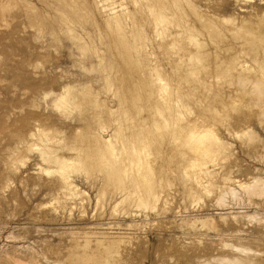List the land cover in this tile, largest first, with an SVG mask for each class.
Instances as JSON below:
<instances>
[{
	"label": "bare ground",
	"instance_id": "obj_1",
	"mask_svg": "<svg viewBox=\"0 0 264 264\" xmlns=\"http://www.w3.org/2000/svg\"><path fill=\"white\" fill-rule=\"evenodd\" d=\"M104 1L92 0V3L81 1L84 2L83 15L84 18L89 19L87 14H100V16L103 14L102 21L105 29H107L106 33L111 31L110 36L113 33L117 36V46L120 45L123 50L122 52L120 49V53L118 51L117 59L121 60L123 66L129 70L126 74L128 79L126 85L124 84L125 87L121 85L123 89H118V91L120 90L118 93L122 95L119 102L126 108H122L120 104L117 110L106 108V105L100 103L102 101L89 99L87 92H85L86 88H77L71 84L62 87L60 93L55 96L51 91H43L42 100L47 108L65 121L78 120L83 124L86 123L90 132L86 134V137L81 138L77 136L81 129L76 128L74 136L67 137L62 131L53 130L54 128L51 130L42 126L36 127L34 131L32 130L33 132L29 131L30 141H26L27 143L25 141L24 143L19 142V145L22 144L20 146L22 149L17 150V145V148L14 147L16 150L10 149L11 152L5 155L7 156L6 160H2L5 166L4 176L8 173L10 175L19 174L29 161L27 157L30 155L26 156L27 153L35 154L39 159L38 161L45 164V166H41V163H37L40 172L46 176H56L59 180V191L65 198L68 197V200H74L73 198L78 196L80 198L85 193L80 192L74 184V178L84 177L86 180L94 181L99 177L101 184L94 196L97 205H101L107 200L108 206L111 207L110 215L121 211V215L123 214L129 221L124 225L114 224L111 226L110 224L102 230L97 227L101 231L96 229L92 231L94 228L88 227L85 231L81 229L83 231L81 233L72 230L73 232H70L71 238L67 239L70 242L64 251L65 254L62 256L59 252L58 255L60 254V256L55 255L54 262L47 261L48 263H46L127 264V260L139 254L140 250L136 249V246L132 244L131 235H128L132 231L125 233V230L145 231L143 229L145 226L158 225L157 221H151L153 217L155 219V216L159 215L157 214L158 204L162 203L161 210H167L172 204V197L170 196L172 191L170 190L172 187L177 188V186L180 187L178 196H181L183 201H188L189 206L191 203L201 204L202 199L210 198L208 197L210 193L216 190L217 195L213 193L216 197L211 195L215 199V206L224 211L216 214L223 226H226L230 221L236 225L245 220L248 221L246 222L248 224L255 222L264 228V216L258 215V212L252 211L251 208L257 199L262 202L261 206L264 205V179L254 175L252 177L247 176L246 181H241L230 176L231 171H228L229 167H226V164L232 161L235 165L237 158L232 149L233 145L229 143L230 140L227 141L225 138L227 135L235 139V142H239V146L247 147V149L252 144L259 142L261 144L264 140L252 128L254 124L264 131L263 10L258 12L250 4L251 11L247 17L240 16V18L234 14L239 18L236 20L232 15L220 17L203 13L196 1L207 0H129L133 6L131 8L135 12L126 11V5L125 8H121V5L117 7L111 3L107 7L108 4H104ZM125 1L127 2V0ZM55 2L60 6L54 9L57 12L55 15H59V21L62 26L64 25V29L72 33L78 27L84 31L85 22L80 21L81 12L76 20L70 16L72 14H68L75 13L73 1L55 0ZM118 2L115 1L114 3ZM19 3L29 4L27 0H0V17H5V13L9 15L7 11L13 9L14 6L17 7L16 5ZM127 3L129 5V2ZM31 8L34 9V7ZM202 8L204 7L202 6ZM25 12L27 13V11ZM137 13L141 16L140 20L137 18ZM27 18L29 19V16ZM129 20L130 33L127 30L129 25L126 24V21ZM144 23L150 28L147 29L146 25V29L155 34H153L154 37L156 35V37L161 36L158 38L162 39L161 42L158 40L160 44L155 45L162 49L160 57H163L168 63V71L162 69V66L155 63V60L153 65L143 63V60L147 58V54L144 52L146 41ZM29 26L32 27V25ZM141 35L143 39L140 37ZM130 36L133 37L134 40L132 41L134 42L130 41ZM135 37H140L139 42L137 41L138 38L135 41ZM87 45L90 46L84 43L82 46L80 45V48L88 49ZM208 45L212 48L215 47L213 53L207 50ZM140 51H143V55H145V58L142 57L143 60L140 58L143 62L139 59ZM133 52L139 53L132 55ZM93 55L97 54L94 53ZM148 58L150 57L148 56ZM97 62L100 79L105 82V86L110 92L114 87L112 84L114 76H110L111 73L109 74L107 69L110 66L107 67L104 59L99 56ZM126 76H124L125 79ZM123 79L121 80L123 81ZM128 94L132 97L130 105L132 111L128 107L130 103L126 98ZM92 97L95 98L94 95ZM97 109L101 110L95 111ZM116 113L121 115L119 120L113 119ZM111 127L114 128L109 134L108 129ZM134 132L136 133L134 134ZM79 135L83 137V135ZM25 138L23 137V139ZM19 141L22 142V140ZM256 152L254 151L253 156L247 155L254 160L264 158L261 154V157L258 156ZM4 180L6 183L9 179L5 178ZM199 201L201 202L198 203ZM192 205L191 208L194 206ZM229 209L235 211L225 212ZM110 215L108 214V216ZM141 216L146 220L148 218L150 222L141 223V221H137L136 218ZM217 219L209 216H193L187 219L181 218L177 223V228H180L182 233L188 234L187 232L194 231L201 235L200 238H195L192 242L190 240L188 243L185 241L180 246L182 256L191 260L192 263L189 264H264V253L254 251L250 247L253 243L258 244V242L263 241L261 239L262 230L260 233L259 230H256L260 235L257 233L256 235H243L238 230L239 228L234 231L236 229L231 226L233 234L228 235V239L225 238V240L222 238L224 234L222 235L221 229L215 221ZM236 226L238 227V225ZM209 232L213 234L214 239L209 235ZM170 233L172 232L170 231ZM8 235L11 236L12 233H8ZM186 237L188 239V236ZM25 244L24 242L14 244V250L28 256V261L8 257L9 259H6L9 262H4L8 264L10 262L13 264H43L39 260V258H43H41L43 252L37 253L28 244ZM149 244L150 242L146 240L144 243L146 245L144 246L146 247L145 250ZM173 249L174 246H170L166 250L173 251ZM48 250L50 251L51 248ZM177 259L176 261L179 260ZM4 262L1 264H7ZM43 262L45 263V261Z\"/></svg>",
	"mask_w": 264,
	"mask_h": 264
},
{
	"label": "rangeland",
	"instance_id": "obj_2",
	"mask_svg": "<svg viewBox=\"0 0 264 264\" xmlns=\"http://www.w3.org/2000/svg\"><path fill=\"white\" fill-rule=\"evenodd\" d=\"M67 1L68 2L73 1L72 5L74 7L73 10H75V13H68V12L67 13L69 15L72 14L70 16L74 20L77 19L76 17H79V13L81 12L80 21L83 23L85 22L84 31H81L77 27V30L76 29L74 30L76 32L73 34L74 31L71 33V32H67L66 29H64L65 28L63 27L64 25L62 26V24L59 21V15H55L57 14V12L54 9L60 7L59 4L55 2V0H27V3L29 4L19 3L16 5L17 7L14 6L13 9H10L7 11L9 15L5 13V17L7 15L8 17L6 18L0 17V19L4 20V22L3 20H0V35H1L0 36V62H1V66H0V143H1L0 144V153H1L0 154V247H2L0 250V264L3 263L4 261H7V259L11 257H13L16 260L18 259L20 261H23V260L28 261L29 260L28 256H25L24 254H21L20 252H17L14 250V246L16 244H20L23 242L24 244L26 242L25 245L28 244L32 248V250L36 251L37 253L43 252V254L41 253L40 254H41V258L43 257L42 259L43 261H45V263L42 261V259L39 258L41 263L47 264L48 263L47 261L54 262L56 259L55 255L60 256L61 254L63 256L65 254L64 251L70 242V240H67V239L71 238L70 232L72 230L73 231L76 230L74 232L79 231L78 233H81L83 232L82 230L85 231L88 228H91V229L94 228L92 231H95V229L98 231H101L102 228H107L110 224L111 226L114 224L124 225V223L129 221V219H127L123 214L121 215L122 213L121 211L110 215L111 207L108 206L107 200L103 202L104 204L102 203L101 205L100 204L97 205L94 196L97 192L99 185L101 184V178L99 177L96 178L98 180L95 179L94 181L86 180L84 177H81V178L78 177V179L74 178V181H75V182L73 181L74 184L78 187L80 192L82 191L85 193L80 198H78L79 196L76 197L79 200L76 198H73L74 200L72 199L68 200L67 199L68 197L65 198L59 191V180L56 178V176L51 175L50 177V175L46 176L44 173L40 172V169L37 167V163L39 164L41 162L38 161L39 159H37L38 157L35 154L27 153L26 156L30 155L29 157H27L29 161L27 162V166L20 170L19 174L10 175L8 173L7 175L5 174L4 176L5 166H4L3 160L5 161L6 160L5 158L7 157L5 155L6 154L8 155L11 152L10 149L16 150L17 145H18L17 150L22 149L20 148L22 144L19 145V142L20 143H24V141L28 142V140L30 139L29 131L33 132L36 129V127L42 126L48 129L50 128L51 130L54 128L53 130L62 131L63 134H65V136L67 137L69 136L72 137V135L74 136V132L76 128L81 129V132L79 134L83 135V137L80 136L79 134L77 135L81 138L86 137L87 136L86 134L90 132V130L88 129L89 126L86 123L83 124V122L81 123V121L79 122L78 120L65 121L61 119L58 114H56L55 112L47 108L45 102L42 100V94L44 92L51 91L54 94L53 96H55L60 93V90L62 87L71 84V85L76 86L77 88H82V87L86 88L85 92H87L88 98L91 100H94V99L98 100V102L102 101L100 103L106 105V108L117 110L118 105L120 104L119 100H121L122 95L119 94L120 93L119 91L121 90V88L123 89L122 86H124V84L127 82L128 76H126V74L129 72V70L127 67L123 66V63L121 60L117 59L118 54L121 51L123 52V50L120 45L117 46V43H116L117 36H115L116 34L113 33L110 36L109 33L111 31L106 33L107 29H105V25L103 24V21H102L103 20L102 16H104L103 14L101 16L100 14H95V15L87 14L89 15L88 16L89 19L84 18L85 16L83 15V7H84L83 3L84 2L92 3V0H72V1L67 0ZM81 1H84V2L82 3ZM110 1L111 0L109 1L105 0L104 4L106 5L108 4L107 7L111 3L117 7L121 5L120 6L121 8H125V5H126V11L128 10L130 12L131 11L135 12V10L131 8L133 6L130 4L129 0H127V2H129V5L131 6L127 5L128 3L125 0L123 1L114 0V2L119 1L118 3H114L113 0L111 2ZM123 2L125 4H122ZM196 3L199 9L203 13L209 16L215 15V16L222 17V16L232 15L236 18V20H238L239 19L238 17L240 16L247 17V14H249L251 11L250 4H252L251 7L255 8L256 11L261 12L263 10L264 12V1L262 0H248V1L247 0L245 1L243 0H237V1L236 0H223V1L216 0V2L215 0H207V1H196ZM29 6L34 7V9H32ZM202 6L204 8H202ZM76 8H77L78 13L76 11ZM15 9L18 10L17 11L18 13L15 12L16 11ZM9 11H12V12H9ZM24 11H27V13L26 12L24 13ZM215 12L217 15L215 14ZM234 14L236 16L238 15V17H236ZM26 15L29 16V19L27 18ZM140 17L141 16L137 13V18H139V20H140ZM46 20L48 21L46 22ZM126 22H127L126 24L129 25L127 26L129 28L126 27L129 32L128 31L126 32L130 33L131 31L130 20ZM28 24L32 25V27H30ZM144 25H145L143 26L144 33H145L144 35L147 38V39L145 38L146 41L144 40L145 41L144 52L145 54H147L146 55L147 58H145V55H143L144 54L143 51H140L141 56L139 57V59L142 58L143 56H144L143 58H145L144 60L142 58L144 62L141 59L140 61H142L145 64L147 63L149 65L159 63V65L162 66V69H164L165 71H168L169 70L168 63L164 60L163 57H160L162 53L161 52L162 49L156 46L158 45V43L160 44L162 39H158V38H161V36L159 35L160 37H156L157 36L156 35L154 37L155 34L151 33L152 32L151 30H147L149 28L148 25L146 23H144ZM146 25H147V29H146ZM150 35L151 37H149ZM132 36H130L129 39L131 42H134L132 41L134 40L133 39L134 36L133 37ZM140 37H142V35ZM137 38L138 37H135V41ZM139 38L137 39V41L139 40ZM84 43H87L90 45V46L87 45L89 47L88 49L84 48L87 51L89 50L90 52H87L83 48H80ZM59 45L62 47H60ZM207 50L213 53L215 51V47L212 48V46L208 45ZM10 53L11 55H9ZM94 53L97 54L101 59H104L107 67L110 66L107 68L108 73L109 74L111 73L110 76L112 77L114 76L112 80L113 81L112 84L114 85V87H113V90H111L112 88L110 89L111 90L110 92L107 90L105 86V82L100 79L99 72L97 71L98 70L97 68L98 56L93 55ZM135 53H139V52H135ZM135 53L133 52L132 55L133 54L135 55ZM221 53L222 55H224L223 52ZM11 56H14V57L12 58ZM148 56L150 58H148ZM109 69H112V71H109ZM131 73L133 72L131 71ZM124 76H126V79ZM121 79H123L124 83H121L123 82ZM118 89L120 90L118 91ZM90 94L94 95L95 98H93L92 95ZM142 97H145V96L142 95ZM126 98L130 102L128 105L129 110L131 108L130 111H132V106H130L132 102V99H131L132 97L130 94H128ZM121 106L122 108L123 107L126 108V106H124L123 104ZM99 110L97 109L95 111H99ZM119 118H121L120 113H116L115 116L113 117V119L115 120H119ZM113 128L114 127H111L108 129L109 134H111L112 132L111 130ZM252 128L254 129V131H256L259 134V136L263 140L264 131L259 126L254 125V124L252 125ZM135 133L136 132H134V134ZM23 137H26V138L23 139ZM225 138L227 141L230 140L229 143L233 145L232 149L237 158V160L235 161V165L233 164L232 161L231 162L229 161L227 163L228 165L226 164V167H229L228 171H231L230 176L233 177V179L235 178L241 181H246L248 177L250 176L252 177L254 175L260 176L264 179V158H263L264 157V147H263L264 140L262 142L263 145L262 143L260 144L259 142L257 144H252L253 146L251 145L247 149V147L239 146L240 145V144L238 145L239 142L238 143L235 142V139L230 138L227 135H225ZM19 140H22V142ZM23 147H24V144H23ZM7 149L8 151H6ZM253 150L257 151L256 154H258V156L261 157L262 155L263 159L254 160V158H250L249 155L253 156L254 154ZM40 165L45 166V164L43 163H41ZM4 177L7 180L11 179L12 182L9 180L8 181L6 180L8 182V184L6 185L7 182L5 183ZM175 188L176 187H172V189L170 190L172 191L170 192V196L172 197L171 198L172 204H170L169 208L163 211L161 210L162 203L161 204L159 203L158 204L159 207H157V212H158L157 214L159 215L155 216V219L153 217L152 219L154 220L151 219L152 222L157 221L158 225L156 226L160 228H157L156 226H150V227L145 226L143 228L145 231L125 230V233L132 231L131 233H128V235H131L130 237H132V244L135 245L136 249L140 250V253H141L140 254L137 251V253L139 254H136L135 256L128 259L127 264H157V263L158 264H164V263L169 264L170 261H171L170 264L192 263L191 260L182 256V253L180 252L181 250L180 246L185 241L186 243H188L190 240L192 242L193 240H195V238L196 239L200 238L201 235H199V233L194 232V231H189L187 232L188 234L183 232L184 233L183 234L180 228H177V223H179V220L181 218L185 217L187 219L188 217L191 218L193 216H196V217L209 216L212 218L215 217V219H217L218 218V215H216L217 212L218 213L224 212V211L219 210V208L215 206V203H214L215 199L214 197H212L211 194L214 193L217 195L216 190L213 193H210V195L208 196L210 198L206 197L202 199L203 202H201L202 200L198 202V203L201 202V204L197 205L195 203L194 204L191 203L189 206L188 201H183V199L180 198L181 196H178L179 195L178 193H180V187L177 186V188L176 189ZM214 194L213 196L216 197V195ZM182 201L183 203H181ZM261 203L262 202L257 199V202L255 203V205L251 206V208H252V211H257L258 215L260 214L261 216L262 215L264 216V205L262 204L261 206L260 205ZM191 205L193 206L192 208H191ZM53 207L55 208L53 209ZM231 211H235V210L229 209V210H226L225 212H231ZM103 213H104V217H103ZM108 214L110 216H108ZM136 220L139 222L141 221V223L150 222L148 218L147 220L149 221L143 218V216L136 218ZM215 221L217 222L219 228L221 229L222 235L224 234L222 237L223 239L225 238L228 239L227 238L228 235L233 234V228L236 229L234 231H237V229L239 228L238 230H240L241 233H243V235H246V234L256 235L258 230H259V233L262 230L261 239H263V241L258 242L259 246L257 243H253L252 245L250 244L251 245L250 247L254 251H261L264 253V244H263L264 243V237H263L264 228L262 226L256 224L255 222H252L251 224L249 222L248 224L246 223L248 221H245V220H242L240 221V223L236 224L238 225V227L235 225V223L233 225L232 221H230L232 223L229 222L231 225L228 223L226 226L221 225L218 219ZM159 222L161 223L159 224ZM174 223H175V226H174ZM166 226H168L169 228ZM231 226L232 227L234 226V227L232 228ZM97 227L100 228L101 230L98 229ZM170 231L172 233H170ZM8 233H12V235L10 236L8 235ZM259 233H257V235H260ZM62 235H65L66 237L65 236L63 237ZM135 235H138V236H135ZM139 235H140V238H139ZM209 235H211L213 238V234L211 232H209ZM186 236H188V239ZM7 237L8 239H6ZM136 239H141V240L136 241ZM146 240H148L150 244L145 250L146 247L144 246L146 245H144V243ZM56 242L58 243V245ZM255 245H257L258 247L257 246L255 247ZM170 246H174L175 250L174 249L173 251L166 250ZM50 248L51 250L49 251L48 249ZM55 249L56 251L54 252ZM163 251H165L166 253H164ZM59 252L61 253L58 255ZM160 252H163L161 254L162 255L165 254V256H162ZM169 252H172V253H169ZM13 255L16 257H14ZM176 258H178L179 260L177 259L178 261H176ZM7 262H4V263H7ZM9 264H13V263L10 262Z\"/></svg>",
	"mask_w": 264,
	"mask_h": 264
}]
</instances>
